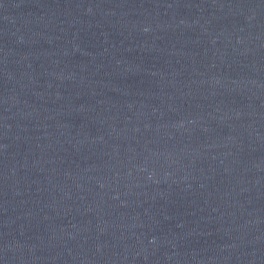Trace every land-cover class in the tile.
<instances>
[{"label":"water","instance_id":"95a60500","mask_svg":"<svg viewBox=\"0 0 264 264\" xmlns=\"http://www.w3.org/2000/svg\"><path fill=\"white\" fill-rule=\"evenodd\" d=\"M0 264H264V0H0Z\"/></svg>","mask_w":264,"mask_h":264}]
</instances>
